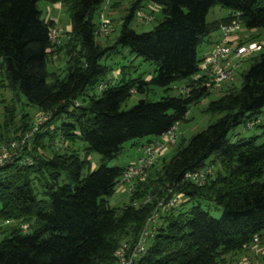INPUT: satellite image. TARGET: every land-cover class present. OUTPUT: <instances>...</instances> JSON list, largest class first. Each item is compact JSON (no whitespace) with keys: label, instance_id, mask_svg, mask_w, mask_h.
<instances>
[{"label":"trees","instance_id":"obj_1","mask_svg":"<svg viewBox=\"0 0 264 264\" xmlns=\"http://www.w3.org/2000/svg\"><path fill=\"white\" fill-rule=\"evenodd\" d=\"M49 1L68 11L69 29L59 45L48 38L55 23L41 19L38 0H0V88L13 101L4 106L0 143L19 139L34 125L27 112L14 124V102L21 97L38 113L50 115L16 160L0 166V264H114L116 248L122 242L133 244L157 202L174 193L186 201L160 216L136 264H226L228 257L249 251L254 237L264 250V142L257 143L258 136L227 137L238 124L259 120L264 49L251 55L239 88L232 80L209 102L208 110L220 117L176 144L169 160L135 182L129 202L119 208L109 206L107 199L125 167L105 164L124 143L157 138L184 121L189 107L211 87L194 82L188 94L140 99L120 110L130 94L142 92L148 83L166 90L175 81L191 82L202 57L198 46L221 24L237 18L241 28L264 32V0H143L159 6L162 17L152 29L137 33L129 23L140 7L138 0L122 19L114 43L106 46L96 41L93 21L104 0ZM215 5L225 8L227 16L208 23L206 14ZM119 48L154 62L155 74L148 81L106 80L111 68L100 61ZM56 55L64 57V66L48 71L47 62ZM101 81L106 86L98 90ZM256 125L264 136V125L260 120ZM56 139L62 141L58 149ZM91 152L103 162L83 175ZM26 156L31 165L21 164ZM204 167L212 173L202 186L183 180L185 172ZM146 196L150 201L141 202ZM133 201L140 203L135 207ZM202 201L220 207V217H211ZM259 258L263 261L264 254Z\"/></svg>","mask_w":264,"mask_h":264},{"label":"rangeland","instance_id":"obj_2","mask_svg":"<svg viewBox=\"0 0 264 264\" xmlns=\"http://www.w3.org/2000/svg\"><path fill=\"white\" fill-rule=\"evenodd\" d=\"M138 0H104L101 4L100 10L94 16V23L98 25L101 18H106L111 21V26L113 31L110 35L104 37L101 35H96L95 39L101 46L111 45L114 43L116 37L119 33V28L121 26L122 19L129 13V10L135 2ZM113 4H116L115 7H111ZM140 5L138 12H141L142 15L146 17H150L149 20H144L137 15V11L134 13L131 21L129 23V27L133 29L137 33L145 32L154 27L155 24L161 19L162 14L159 6L151 4L147 1H139ZM61 5V4H60ZM37 8L40 10V17L44 20H55V26L58 28L66 29L69 26V16L68 11L65 6L55 7L54 3L49 0H38ZM226 9L215 5L212 6L207 14L206 21L209 23L218 20L222 15L226 14ZM246 32L248 34L256 35V42L264 41V32L263 30L257 29H246L244 27L238 32L241 34ZM219 34V30L212 32L209 36H207L204 41L198 46L197 54L198 56L202 55V52L209 47L210 42H212L215 37ZM248 42V41H246ZM250 56H247L242 59H238L233 61L236 66L234 67V78L231 82L235 88H239L241 85V73L245 71L251 64ZM65 59L62 55L55 56L53 59L47 62V70L48 71H60L64 66ZM100 63L107 65L111 68V70L106 75V80L112 79L113 81L118 83L120 81H129L130 79H140L143 81H148L151 76L155 74L156 65L154 62L144 61L142 57H135L133 54H130L127 48H119L118 52L110 55L109 57H105L101 59ZM124 67V68H122ZM122 69V72H120ZM63 74V72H61ZM122 84V83H121ZM225 85H221L219 89H222ZM146 89L142 92H132L130 96L122 103L120 106V110H128L132 106H134L138 100L144 99L147 101H157L163 96H177L181 93V89L184 87V81H175L170 85L166 90L162 87H159L155 84L148 83L146 85ZM94 89H89V92H95ZM223 91L218 89H211L208 95L201 98L196 104H193L189 107L185 120L180 122L177 126L176 130V143L170 147L162 160L165 162L169 160L171 155L174 152V146L180 142H186V140L192 136L193 134L199 132L204 129L208 124L214 122L220 117L219 113H213L208 110V104L211 100L217 99ZM13 101L11 100V94L9 91L0 88V123L5 118L4 106H10ZM28 102L21 97L19 102H14L17 110L15 112L16 116H14V124L19 123V117L22 113H29L32 116V120H35L38 111L29 104ZM23 104V108H22ZM260 120V125H264V107L261 110V113L257 116ZM31 120V121H32ZM261 134V127L259 125L249 127V122L240 123L237 126L233 127L227 134V137L230 141L236 140H246L253 136H258L257 143L264 142V136H259ZM149 138H141L137 140V143H143L147 141ZM151 139V138H150ZM136 143V142H135ZM133 141H128L123 144L122 149L116 155V157L106 160L105 164L108 167H125L129 164L135 162L136 157L138 155L136 151V144ZM81 157H83V152L79 151ZM89 166L82 171V174L85 175L88 170H93L97 168L103 161L101 156L97 153L91 152L88 156ZM209 159L207 160V162ZM162 162V161H161ZM161 162L157 164L155 167H159ZM108 204L111 207L119 208L123 204L129 202L128 194L114 192L108 199ZM200 205L203 209H205L211 217L218 218L221 215V208L216 206L213 203L202 201ZM27 232H31L30 229ZM240 256L226 259V264H237L238 258Z\"/></svg>","mask_w":264,"mask_h":264},{"label":"built area","instance_id":"obj_3","mask_svg":"<svg viewBox=\"0 0 264 264\" xmlns=\"http://www.w3.org/2000/svg\"><path fill=\"white\" fill-rule=\"evenodd\" d=\"M137 15L146 20L147 17L137 12ZM237 17V14H236ZM241 29V24L237 18L230 23L221 24L219 26V36L214 41L208 51L202 54L201 60L197 65L196 73L191 77V82L184 81V87L181 93L188 94L191 91V85L200 81L211 89H216L222 84H226L234 78L233 62L238 59L253 55L264 49V41L256 42L249 41L243 44H238V32ZM113 30L110 22L101 18L99 21L96 33L101 36H107ZM66 29L52 26L48 30V38L53 45H59L65 37ZM191 84V85H190ZM106 86L104 81H101L97 88L102 90ZM49 113H38L34 120V125L31 130L24 133L19 139L11 140L6 143H0V166L11 163L16 160L19 152L30 141L33 132L37 130L40 124L44 123L49 118ZM256 119L249 123V127L257 123ZM180 122H175L165 133L157 138H151L143 143L136 144V151L138 153L134 163L125 166L121 175L116 179L113 190L114 192L130 193L133 190L135 182L142 181L146 172L155 167L162 161L163 156L167 150L176 143V130ZM62 146V141L56 139L54 141V148L58 149ZM33 160L26 156L22 158L21 164L31 165ZM212 173L211 167H204L199 170L187 171L183 175V180L191 182L197 186H202L209 175ZM151 197L146 196L141 202L150 201ZM186 201V198L181 193H174L167 199H161L157 202L153 211L145 221L137 240L131 244L129 242H122L114 252V264H136L147 247L148 240L153 236L156 229L157 221L160 216L174 210L180 204ZM140 202L133 201V206H138ZM258 239L254 237L252 244L248 248L250 254H241L238 258L237 264H264V260H260V256L264 254V250L257 246Z\"/></svg>","mask_w":264,"mask_h":264},{"label":"crops","instance_id":"obj_4","mask_svg":"<svg viewBox=\"0 0 264 264\" xmlns=\"http://www.w3.org/2000/svg\"><path fill=\"white\" fill-rule=\"evenodd\" d=\"M54 6L58 8V7H60L61 5H60L59 2H56V3H54ZM226 16H227V11H226V14L222 15L218 20H220V19H222V18H224V17H226ZM50 20H51V21H54V23H55V20H53V19H50ZM215 21H216V20H215ZM54 25H55V24H54ZM68 29H69V26L66 28V30H68ZM218 36H219V35L217 34V36L215 37V39H214L212 42H210L209 47L206 48V50H204V52H206V51L209 50V48L211 47L212 43L218 39ZM252 37H255V39H256V35L253 36L252 34H248V33H246V32H243V33H241V34H238V39H239V40H248V41H252V40H249V39L252 38ZM253 41H255V40H253ZM220 87H221V86H220ZM220 87H218V88H216V89L221 90V89H219ZM241 254H250V251H244V252L241 253ZM241 254H239V255H237V256H240ZM235 257H236V256H235Z\"/></svg>","mask_w":264,"mask_h":264}]
</instances>
